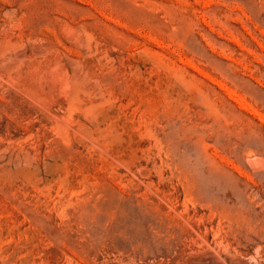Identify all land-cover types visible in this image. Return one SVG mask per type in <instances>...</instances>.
<instances>
[{
	"label": "rangeland",
	"instance_id": "rangeland-1",
	"mask_svg": "<svg viewBox=\"0 0 264 264\" xmlns=\"http://www.w3.org/2000/svg\"><path fill=\"white\" fill-rule=\"evenodd\" d=\"M0 264H264V0H0Z\"/></svg>",
	"mask_w": 264,
	"mask_h": 264
}]
</instances>
